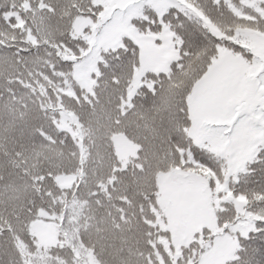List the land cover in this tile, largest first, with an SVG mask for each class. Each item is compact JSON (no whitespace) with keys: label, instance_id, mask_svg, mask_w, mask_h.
<instances>
[{"label":"snow or ice","instance_id":"1","mask_svg":"<svg viewBox=\"0 0 264 264\" xmlns=\"http://www.w3.org/2000/svg\"><path fill=\"white\" fill-rule=\"evenodd\" d=\"M0 264H264V0H0Z\"/></svg>","mask_w":264,"mask_h":264}]
</instances>
